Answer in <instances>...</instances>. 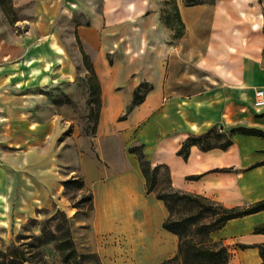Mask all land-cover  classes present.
<instances>
[{
    "label": "crops",
    "instance_id": "crops-1",
    "mask_svg": "<svg viewBox=\"0 0 264 264\" xmlns=\"http://www.w3.org/2000/svg\"><path fill=\"white\" fill-rule=\"evenodd\" d=\"M178 1L184 35L171 46L163 65L134 79L129 73L114 77L110 85L98 72L102 92L96 140L104 163L81 158L78 166L93 193L92 230L103 264L109 263V253L117 254L104 251V238L135 255L137 264H157L178 250V236L163 227L168 209L155 193L147 192L138 156L129 151L135 143L143 144L153 166L169 168L176 190L225 206L264 198V164H257L264 161V137L238 131L264 130V108L253 105L255 89L264 87V0H215L191 6ZM144 82L150 88L127 112L134 90ZM211 128L218 129L211 140L229 138L231 143L209 149L193 144L186 159L178 153L191 134ZM110 141L120 143V148L125 143L127 151L110 155ZM46 178L60 192L55 174ZM38 199L39 204L50 202L43 193ZM60 204L73 213L67 200ZM261 222L264 210L230 219L214 233L228 247V264L261 261L258 245L264 243V234L253 232ZM236 243L248 247L236 249Z\"/></svg>",
    "mask_w": 264,
    "mask_h": 264
},
{
    "label": "rangeland",
    "instance_id": "rangeland-1",
    "mask_svg": "<svg viewBox=\"0 0 264 264\" xmlns=\"http://www.w3.org/2000/svg\"><path fill=\"white\" fill-rule=\"evenodd\" d=\"M9 3L12 11L0 2V249L19 234L40 233L43 223L55 216L48 225L53 228L60 222L68 228L77 252L92 254L80 258L78 264H103L92 230L93 193L78 166L81 158L104 162L77 35L106 84L128 73L134 79L142 71L152 72L163 65L171 46L183 37L173 16L174 3L179 1ZM180 4L185 5L183 0ZM169 14L172 23H168ZM149 87L148 82L140 85V95ZM219 143L212 140V144ZM119 144L108 143L110 155L127 151L125 143L121 148ZM50 172L57 177L60 192L46 178ZM72 177L83 185L75 182L66 188L64 181ZM161 179L159 188L164 184ZM42 193L49 196L48 204H39ZM63 198L73 213L62 207ZM33 219L36 222L29 223ZM101 246L106 252L117 250L108 254V264H137L135 255L122 252L108 239ZM239 246L236 243V249ZM44 251L51 263L67 264L52 244Z\"/></svg>",
    "mask_w": 264,
    "mask_h": 264
},
{
    "label": "trees",
    "instance_id": "trees-1",
    "mask_svg": "<svg viewBox=\"0 0 264 264\" xmlns=\"http://www.w3.org/2000/svg\"><path fill=\"white\" fill-rule=\"evenodd\" d=\"M9 1L1 0L0 2L3 5L7 4V9L12 11L13 7ZM183 1L185 5L191 6L207 2L212 3L215 0ZM173 9L175 11L173 15L174 20L180 24L181 29L184 31L185 23L181 17L177 3H174ZM169 22L172 23L170 14L168 15ZM77 36L84 65L88 71L87 78L91 100L95 104L92 106V111L96 114L95 127H97L101 109V83L90 55L86 52L79 35ZM144 93L140 95L139 87L134 90L133 100L127 112L132 105L142 101ZM217 130V128H211L200 135L191 134L183 142L178 153L186 159L190 146L193 144H198L203 149L216 146V144H212L210 136L212 133L217 132ZM238 131L264 137V130L262 129L241 127ZM230 143L231 140L226 138L218 145L227 147ZM129 151L136 153L138 156L141 170L146 179L147 192L155 193L156 197L161 199L168 209V215L163 221V227L178 236L177 252L157 264H228L230 259L228 247L223 243L221 238H216L214 233L222 229L230 219L263 211L264 198L248 205L225 206L204 195L176 190L172 186L169 168L166 165L159 164L153 166L144 154L143 144L132 145L129 147ZM257 164H264V161ZM215 170L226 171L228 168H217ZM196 177L198 176H188V178ZM160 179L164 184L159 188ZM75 182H79L81 186L83 185V181H78L76 177H72L64 181V186L67 188ZM55 218L54 216L46 220L40 228V233L19 234L6 248L0 249V264H53L47 259L44 251V247L48 244H52L59 251L63 262L67 264H78L80 258L92 256L90 253L79 254L77 252L68 228L61 227L60 222L56 223L53 228L48 225V221ZM34 222H36V219H33L29 223ZM29 223L24 226L26 230ZM253 232L264 234V222L256 224ZM240 247L246 248L248 245L240 244ZM258 247L261 256V261L258 264H264V243L259 244ZM99 264L102 263L100 262Z\"/></svg>",
    "mask_w": 264,
    "mask_h": 264
},
{
    "label": "built area",
    "instance_id": "built-area-1",
    "mask_svg": "<svg viewBox=\"0 0 264 264\" xmlns=\"http://www.w3.org/2000/svg\"><path fill=\"white\" fill-rule=\"evenodd\" d=\"M253 105L258 109L264 108V87L255 89Z\"/></svg>",
    "mask_w": 264,
    "mask_h": 264
}]
</instances>
